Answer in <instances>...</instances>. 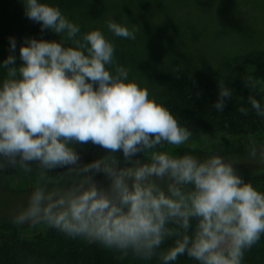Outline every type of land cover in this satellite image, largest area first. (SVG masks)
I'll use <instances>...</instances> for the list:
<instances>
[{
	"label": "clouds",
	"instance_id": "9594fccd",
	"mask_svg": "<svg viewBox=\"0 0 264 264\" xmlns=\"http://www.w3.org/2000/svg\"><path fill=\"white\" fill-rule=\"evenodd\" d=\"M21 2L26 18L59 40L25 37L17 57L9 37L0 61V175L37 177L10 222L148 264H245L264 238V192L238 174L234 157L174 151L192 129L116 59L114 38L135 40L139 28L109 18V38L99 28L82 32L57 6ZM232 95L218 82L212 107L222 112ZM246 104L242 115L264 120V104L252 95ZM89 143L105 154L81 163L76 146ZM247 156L264 165V143L251 140ZM57 168L66 171L50 176Z\"/></svg>",
	"mask_w": 264,
	"mask_h": 264
},
{
	"label": "trees",
	"instance_id": "16d2710c",
	"mask_svg": "<svg viewBox=\"0 0 264 264\" xmlns=\"http://www.w3.org/2000/svg\"><path fill=\"white\" fill-rule=\"evenodd\" d=\"M116 1L118 0H42L59 7L69 20L80 25L82 32L97 28L104 30L105 21L109 18L118 22L128 19L133 23L129 16L136 13L142 16V7L146 8L150 0H126L130 4L133 3V11L126 12L127 15L123 14L124 16L122 14L112 16L117 13L116 8L119 6ZM104 31L107 34V31ZM136 35L140 37L139 34ZM107 36L112 38L111 35ZM9 37L16 39L17 57L25 37L59 40V37L50 31L41 32L38 23L26 18L21 0H0V61L9 55ZM136 45L137 43L133 44L128 40L124 44L116 45L117 61L121 62L125 58L136 60L140 55L136 50L140 47ZM225 69L227 70L225 72L194 69L183 73L176 90L156 101L168 108L182 124L190 127L193 136L214 134L222 136V139L227 138L221 141V149L215 148L211 152L224 151L223 154L226 155H239L247 151L251 140L264 143V120L258 118L251 110L247 116L239 112L242 105L249 107L246 104L249 95L264 104V54L251 52L235 55L226 60ZM218 82L225 83L233 90L232 98L226 101L222 112L212 107L218 96ZM249 82L253 86H249ZM82 148L81 163L98 159L95 153L105 154V150L90 143L82 145ZM191 152L204 153L200 149ZM53 171L57 176L66 169L57 168ZM16 175L18 173L12 169L0 175V189L12 194L31 192L35 184L26 189L12 187ZM240 175L246 182L250 181L259 191L264 192V171ZM58 179L64 181L68 177L60 175ZM95 179L104 180L102 175L96 176ZM30 233L31 236H28ZM0 264H148V262L132 257L121 258L118 253L80 239L67 238L54 229L17 227L10 222L9 216H4L0 217ZM151 264H156V261L153 260ZM178 264L195 262L180 257ZM245 264H264V238L246 253Z\"/></svg>",
	"mask_w": 264,
	"mask_h": 264
},
{
	"label": "rangeland",
	"instance_id": "374dc122",
	"mask_svg": "<svg viewBox=\"0 0 264 264\" xmlns=\"http://www.w3.org/2000/svg\"><path fill=\"white\" fill-rule=\"evenodd\" d=\"M116 2L119 6L112 16H124L133 11V3ZM142 9V16L137 13L129 16L133 23L128 19L120 20V23L131 24L129 27L139 28L136 34L140 37L136 35L135 40L128 41L137 43L140 55L136 60L125 58L117 62L132 69L130 79L146 87L150 99H162L175 91L183 73L194 69L225 72L228 58L251 52L264 54V0H150ZM106 35L111 34L107 32ZM126 41L114 38L116 45ZM224 139L227 138L214 134L197 135L174 151L200 149L204 153L199 155H206L215 148L221 149ZM76 150L81 154L82 145H77ZM221 152L226 157L236 158L238 174L264 171V165L248 159L247 151L239 155ZM103 155L95 153L97 158ZM49 175L55 177L54 171ZM36 179L35 175L18 174L12 187L26 189L32 187ZM29 194L27 191L12 194L0 189V217H10L18 206L26 203Z\"/></svg>",
	"mask_w": 264,
	"mask_h": 264
}]
</instances>
